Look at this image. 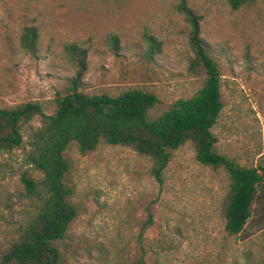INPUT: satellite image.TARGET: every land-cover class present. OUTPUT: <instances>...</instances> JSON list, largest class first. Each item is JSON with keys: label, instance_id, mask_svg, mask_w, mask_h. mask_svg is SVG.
Returning a JSON list of instances; mask_svg holds the SVG:
<instances>
[{"label": "rangeland", "instance_id": "rangeland-1", "mask_svg": "<svg viewBox=\"0 0 264 264\" xmlns=\"http://www.w3.org/2000/svg\"><path fill=\"white\" fill-rule=\"evenodd\" d=\"M181 1L0 0V109L32 102L52 115L75 76L65 51L75 43L88 49L85 93H153L158 102L148 117L158 118L206 80L189 67L191 25ZM186 1L202 17L201 36L221 73L216 149L242 167L264 169V2L233 10L226 0ZM27 26L39 28L36 57L21 45ZM41 125L36 117L22 128L23 148L0 152V264L39 208L21 176L42 178L25 162ZM64 154L77 217L58 243L61 264H264V190L243 234L229 235V174L198 162L191 143L172 152L162 184L153 160L130 147L102 142L83 155L72 143Z\"/></svg>", "mask_w": 264, "mask_h": 264}, {"label": "trees", "instance_id": "trees-1", "mask_svg": "<svg viewBox=\"0 0 264 264\" xmlns=\"http://www.w3.org/2000/svg\"><path fill=\"white\" fill-rule=\"evenodd\" d=\"M226 1L233 10L264 2ZM180 10L191 25L189 42L194 58L190 70L199 75L204 73L206 80L195 95L177 101L158 118L150 120L148 117L158 102L153 93L141 89H130L115 97L106 93H85L82 87L88 69V49L75 43L65 49L69 63L75 68V76L70 79L69 92L56 99L52 115L46 114L39 103L32 102L14 109H0V152L23 148V126L36 117L42 120V125L30 135L25 155V162L39 171L42 178L35 179L26 172L21 176L26 196L36 199L39 208L3 255L2 264H61L58 243L65 240L77 217V210L69 201L72 190L65 182L70 167L64 153L72 143L83 155L96 150L102 142L130 147L153 160L152 172L160 184L172 152L191 143L198 162L228 172L231 185L225 211L226 231L233 236L243 234L257 194L260 189L264 190V169L242 167L218 153L212 129L224 108L221 73L201 36L202 17L186 0L181 1ZM39 37L38 27L23 29L21 45L34 57L38 54ZM147 41L154 47L153 37ZM111 45L117 54L119 37L112 36ZM134 264L146 262L140 258Z\"/></svg>", "mask_w": 264, "mask_h": 264}]
</instances>
